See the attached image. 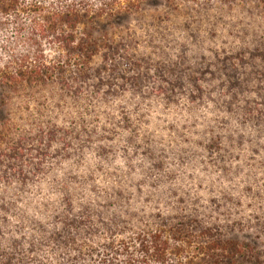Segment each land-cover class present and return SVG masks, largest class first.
Instances as JSON below:
<instances>
[{"label": "trees", "instance_id": "1", "mask_svg": "<svg viewBox=\"0 0 264 264\" xmlns=\"http://www.w3.org/2000/svg\"><path fill=\"white\" fill-rule=\"evenodd\" d=\"M0 91V264H264V0H0Z\"/></svg>", "mask_w": 264, "mask_h": 264}, {"label": "rangeland", "instance_id": "2", "mask_svg": "<svg viewBox=\"0 0 264 264\" xmlns=\"http://www.w3.org/2000/svg\"><path fill=\"white\" fill-rule=\"evenodd\" d=\"M101 29L106 30L107 29V23H103ZM31 95H32L31 92H29V93L23 92L17 96H14V98L12 99V102L8 106V109H7V107H2L1 103H0V121H3L5 119L8 112H10L12 120H14L15 122H19V119L20 120L21 119H31L28 117L29 113H27L25 109H26V107H29L30 111L34 112L35 106L32 105L33 104L32 101L35 100L36 97H39V96H34V95L31 96ZM0 99H1V91H0ZM234 165H236V163ZM248 165H251V163L249 162V164H246L247 167H248ZM240 170L241 169L237 170L236 172H238ZM252 172L255 173L257 176H259L258 178H264V165H258L255 163L254 169ZM216 189L217 188H215L213 190H216ZM196 192L199 195V197L201 195H204L203 191L200 192V190H197ZM243 205H244L243 207H240L238 209L240 211H242V208H243L245 213H250L252 211V209H250V207H256V204H255L251 195H248V197L245 198V200L243 201Z\"/></svg>", "mask_w": 264, "mask_h": 264}]
</instances>
